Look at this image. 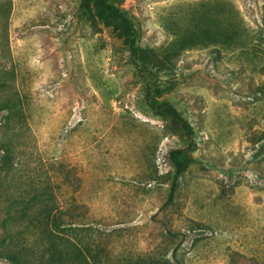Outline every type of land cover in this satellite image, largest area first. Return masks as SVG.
Instances as JSON below:
<instances>
[{"label": "rangeland", "instance_id": "rangeland-1", "mask_svg": "<svg viewBox=\"0 0 264 264\" xmlns=\"http://www.w3.org/2000/svg\"><path fill=\"white\" fill-rule=\"evenodd\" d=\"M107 2L133 25L0 0L1 216L43 194L95 264H264V0ZM149 98L193 127L176 186L188 138Z\"/></svg>", "mask_w": 264, "mask_h": 264}, {"label": "trees", "instance_id": "trees-1", "mask_svg": "<svg viewBox=\"0 0 264 264\" xmlns=\"http://www.w3.org/2000/svg\"><path fill=\"white\" fill-rule=\"evenodd\" d=\"M88 2H93L106 15L133 25L130 13L124 8L115 7L107 0H82V3ZM232 30L226 27L224 34L229 35ZM134 43L135 38L132 40ZM261 87L264 94V86ZM149 102L156 107L157 115L168 121L176 118L188 138L186 148L174 149L169 153V160L175 170L173 182L176 186V181L187 167L180 155H187L189 149L195 148L193 127L172 101L149 98ZM261 139H264V132ZM6 150L0 161V172L7 165V156L13 157V149L7 146ZM15 202L21 206L13 213L9 209L5 210L6 214L2 217L0 212V257L9 260L10 264L96 263L91 258L94 256L89 242L84 243L77 237L75 222L68 220V213L57 210L44 200L43 194H35L29 199L22 197ZM14 219H19L21 223L14 225Z\"/></svg>", "mask_w": 264, "mask_h": 264}]
</instances>
